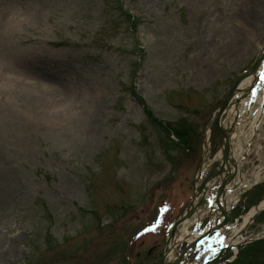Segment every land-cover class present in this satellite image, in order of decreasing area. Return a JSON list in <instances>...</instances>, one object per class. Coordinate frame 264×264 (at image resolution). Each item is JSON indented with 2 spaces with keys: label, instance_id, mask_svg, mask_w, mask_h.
Wrapping results in <instances>:
<instances>
[{
  "label": "rangeland",
  "instance_id": "obj_1",
  "mask_svg": "<svg viewBox=\"0 0 264 264\" xmlns=\"http://www.w3.org/2000/svg\"><path fill=\"white\" fill-rule=\"evenodd\" d=\"M4 15L0 264H72L53 263L70 253L83 264L120 215L139 211L138 233L164 202L174 209L188 194L204 160V121L258 52L246 56L253 39L235 53L224 48L242 26L257 33L264 8L258 0H0ZM158 180L147 216L138 205ZM118 249L117 238L110 250ZM117 257L98 264H122Z\"/></svg>",
  "mask_w": 264,
  "mask_h": 264
},
{
  "label": "bare ground",
  "instance_id": "obj_2",
  "mask_svg": "<svg viewBox=\"0 0 264 264\" xmlns=\"http://www.w3.org/2000/svg\"><path fill=\"white\" fill-rule=\"evenodd\" d=\"M258 2H259L260 7L264 8V6H263L264 5V0H258ZM255 14H256V16H258L256 11L254 12V15ZM3 20H5V15L0 18V24L1 25H2ZM251 22H252V20H251ZM240 28L241 29L239 31H237L238 34L235 35L230 40V43L228 44V47H225L224 50L227 51L228 53H231V52L235 53L236 51H239L240 49H242V46L247 42L248 39H253L254 40L253 46H251V48H249V49H247V47L244 49L246 51V56L247 57L253 56V54H255L256 51H258L259 48H260L261 40L263 39V35H264V25L261 27V29L257 33L255 32L254 29H252L251 25L250 26L245 25L244 27L242 26ZM0 29H1V27H0ZM8 31L10 32V29H8ZM8 31H6L5 34H7ZM3 34H4V31L1 32V38H3ZM239 67H240V65H238L237 68H239ZM213 76H214V72H212L211 74L209 72L210 79ZM236 113H238V111H236ZM82 115L84 116L86 114L83 113ZM186 231H187V229L184 227L182 229V233L186 232ZM175 238L176 237H173L172 239H175ZM195 239H196V235L195 234H193V235H191L189 237V240H195Z\"/></svg>",
  "mask_w": 264,
  "mask_h": 264
},
{
  "label": "trees",
  "instance_id": "obj_3",
  "mask_svg": "<svg viewBox=\"0 0 264 264\" xmlns=\"http://www.w3.org/2000/svg\"><path fill=\"white\" fill-rule=\"evenodd\" d=\"M148 114H149V113H148ZM183 125H184V123L182 124V126H183ZM183 129H184V128H183ZM183 129H182V130H183ZM175 130H179V129H178V128H175ZM175 130H173V131H175ZM182 130H181V131H182ZM175 133H180V132H179V131H175Z\"/></svg>",
  "mask_w": 264,
  "mask_h": 264
},
{
  "label": "snow or ice",
  "instance_id": "obj_4",
  "mask_svg": "<svg viewBox=\"0 0 264 264\" xmlns=\"http://www.w3.org/2000/svg\"><path fill=\"white\" fill-rule=\"evenodd\" d=\"M155 228V226H153V229ZM145 231H147V229H145ZM222 239V238H221ZM213 251H215V249H213Z\"/></svg>",
  "mask_w": 264,
  "mask_h": 264
}]
</instances>
